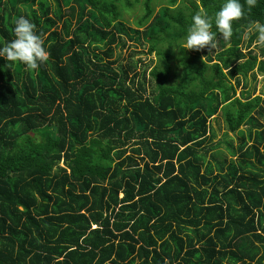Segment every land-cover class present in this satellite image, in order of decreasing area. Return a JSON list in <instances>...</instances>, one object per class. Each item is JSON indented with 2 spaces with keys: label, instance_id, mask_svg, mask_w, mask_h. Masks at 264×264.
Listing matches in <instances>:
<instances>
[{
  "label": "trees",
  "instance_id": "trees-1",
  "mask_svg": "<svg viewBox=\"0 0 264 264\" xmlns=\"http://www.w3.org/2000/svg\"><path fill=\"white\" fill-rule=\"evenodd\" d=\"M219 3L0 0V42L24 15L49 53L36 71L0 57V264H264V94L235 95L264 74L243 44L264 0H241L213 57L177 47ZM141 34L156 65L122 54Z\"/></svg>",
  "mask_w": 264,
  "mask_h": 264
},
{
  "label": "clouds",
  "instance_id": "clouds-1",
  "mask_svg": "<svg viewBox=\"0 0 264 264\" xmlns=\"http://www.w3.org/2000/svg\"><path fill=\"white\" fill-rule=\"evenodd\" d=\"M246 3L250 9L256 0H246ZM244 15V5L241 0H220L218 8L211 14L201 7L191 16V22L177 47L194 50L215 47L217 33L222 34L224 40H230L233 36V21ZM11 24L13 38L10 41L0 42V57L11 62L10 68L12 64L18 62L26 70H38L49 59L43 37L37 34L36 26L24 15L13 16ZM213 26L215 32L212 31ZM252 34L256 35L257 44L264 46V23L254 22L243 33V39L247 40Z\"/></svg>",
  "mask_w": 264,
  "mask_h": 264
},
{
  "label": "rangeland",
  "instance_id": "rangeland-1",
  "mask_svg": "<svg viewBox=\"0 0 264 264\" xmlns=\"http://www.w3.org/2000/svg\"><path fill=\"white\" fill-rule=\"evenodd\" d=\"M33 2L34 7L36 8L37 6V1L38 0H31ZM51 1V0H49ZM158 6L155 7V12L157 11ZM65 9V8H64ZM64 12H66V9L64 10ZM142 14V7L141 6H137L134 10H132L129 13H125L124 14V19L127 21V25L129 27H134V21L137 19V17L139 15ZM86 18V17H85ZM145 29V28H144ZM247 31V30H246ZM247 40L244 39V45L246 44ZM257 40L255 39L253 41V43L251 44V47L254 54H256L258 60H264V53L261 52V50H264V46H261L259 44H257L256 42ZM243 45V47H244ZM127 46L130 47L126 50L122 51V54H124V56H126L129 53V50L134 49L137 52H140V54H137L135 57L136 58H141L144 62H147L149 59H153V62L151 63V65L153 66V64L157 63V59L154 55H148L146 52L147 50V42L143 41V35H140L139 38V42L137 41H132V42H127ZM222 43H216L215 47H213L214 49V53H211V56L213 57L215 53L219 52L222 48ZM118 62H124V60L119 59ZM239 81V87L236 86V81L235 80H231V84L233 86L238 87L236 88V92L235 95L239 98H242L241 92L244 91V94L248 95V96H255V95H263L264 94V74L261 73H256L254 76L248 74L246 79H243L242 76H239L238 78ZM245 84V85H243ZM264 96V95H263ZM259 122L262 124V126L264 127V118L257 116ZM213 130V132H215L216 136L214 137L213 141H218L219 139H221L222 137H224L223 135L226 133V126L223 120V117L220 113H218L217 115L213 116L210 119V130ZM211 130V131H212ZM247 136V129L246 126L243 125L240 127V130L237 133H228V137H232L233 138V143L234 144H238L239 143V137H241V132ZM242 134V135H243ZM247 140V139H246ZM249 144H251V142H249ZM222 151L225 152V150L223 148H221ZM260 150L262 151L263 149L260 148ZM230 157V156H229ZM239 159H236L235 161H238ZM254 165L256 167H258V165H256L254 163Z\"/></svg>",
  "mask_w": 264,
  "mask_h": 264
}]
</instances>
